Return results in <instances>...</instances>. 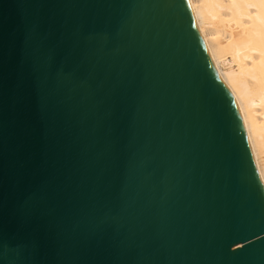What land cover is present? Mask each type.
<instances>
[{
	"label": "water",
	"instance_id": "95a60500",
	"mask_svg": "<svg viewBox=\"0 0 264 264\" xmlns=\"http://www.w3.org/2000/svg\"><path fill=\"white\" fill-rule=\"evenodd\" d=\"M0 264H264V185L188 0H0Z\"/></svg>",
	"mask_w": 264,
	"mask_h": 264
},
{
	"label": "bare ground",
	"instance_id": "6f19581e",
	"mask_svg": "<svg viewBox=\"0 0 264 264\" xmlns=\"http://www.w3.org/2000/svg\"><path fill=\"white\" fill-rule=\"evenodd\" d=\"M264 185V0H188Z\"/></svg>",
	"mask_w": 264,
	"mask_h": 264
}]
</instances>
